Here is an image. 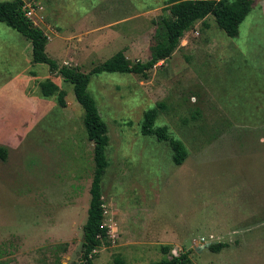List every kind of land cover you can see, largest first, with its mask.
<instances>
[{"label":"rangeland","instance_id":"obj_1","mask_svg":"<svg viewBox=\"0 0 264 264\" xmlns=\"http://www.w3.org/2000/svg\"><path fill=\"white\" fill-rule=\"evenodd\" d=\"M167 1L25 0L24 7L48 38L47 56L88 73L121 50L131 62L147 61ZM252 1L235 38L211 15L148 79L91 77L87 89L109 137L101 183L108 237L93 264L117 257L150 264L164 257L162 247L167 257L189 252L190 264H264V0ZM120 33L128 43L109 37ZM97 34L104 42L91 52ZM48 76L47 65L32 63L30 42L0 23V145L9 150L0 161V264H80L93 146L70 84L53 74L65 108L41 96ZM160 102L156 126L184 145L181 165L167 143L141 134L143 114ZM212 243L226 246L213 253Z\"/></svg>","mask_w":264,"mask_h":264},{"label":"trees","instance_id":"obj_2","mask_svg":"<svg viewBox=\"0 0 264 264\" xmlns=\"http://www.w3.org/2000/svg\"><path fill=\"white\" fill-rule=\"evenodd\" d=\"M25 0H11L0 2V23L5 24L31 44V60L33 64L48 66L49 73L57 74L64 83L72 86L75 100L83 110L82 124L86 137L93 146L92 179L89 189L90 201L87 218L82 227L81 260L80 264H93L94 252L106 243L108 234L103 226L104 203L101 195L102 177L108 167L106 148L109 144L108 127L102 120L96 102L88 92L91 77L100 73L133 74L148 79L155 66L170 59L178 49L184 34L193 28L197 22L205 23L208 16H214L218 28L227 37L235 38L239 34V26L252 9V0H168L166 11L168 16L160 19L155 31V44L150 48L149 59L145 62L136 60L131 62L124 51L115 53L105 62L93 67L88 73L82 72L78 66L62 65L46 54L45 48L48 38L25 13ZM39 91L43 98L56 97L60 108L66 107V92L53 81L46 79L39 83ZM165 108L164 103L143 114L140 130L143 136L155 137L158 141L169 145L174 165H181L187 156L182 142L173 138L166 126H156L158 113ZM197 110L193 118L199 116ZM9 150L0 145V161L5 162ZM226 245L212 243L208 249L213 253L219 252ZM163 258L150 264H190L189 252L178 255L168 254V247H162ZM113 264H125L121 258H115Z\"/></svg>","mask_w":264,"mask_h":264},{"label":"crops","instance_id":"obj_3","mask_svg":"<svg viewBox=\"0 0 264 264\" xmlns=\"http://www.w3.org/2000/svg\"><path fill=\"white\" fill-rule=\"evenodd\" d=\"M91 32H92V31H91ZM95 32L98 33V30L92 32L91 34H94ZM109 37H110V38L115 37V39L118 40V41L125 40V41H127V43H128L129 40H130V37H129V36H126L125 34H122V33H120L119 35L111 34V35H109ZM55 38H58V39H64V38H62L60 35H56ZM93 39H94V40H92V41L87 45V49H90L91 52H94L95 50H97V49L103 44V42H104L103 36L98 35V34H97V36H94ZM64 42H65V41H64ZM124 54H125V56H127V54H126L125 51H124ZM68 64H69V63H64V65H68ZM76 66H78V65H76ZM52 78H53V74L49 73V76H48L47 79L53 81V82L57 85V83H56ZM22 79L24 80V78H22ZM14 85H15V84H14ZM14 85H13V87H14ZM3 86H4V87H5V86L10 87L11 85H10V84H9V85L4 84ZM57 86H58V85H57ZM11 89H13V88H11ZM1 90H2V89H0V91H1ZM21 92H22L23 97H27V98H29V95H26L25 92H24V90L21 91ZM23 101H24V100H23ZM25 101H26V102H27V101L32 102L33 100H31V99H27V100H25ZM25 101H24V102H25ZM26 102H25V103H26ZM36 105H37V103H36ZM34 107H35V106H33L32 109L36 110V113H37V106H36L35 108H34ZM10 110L13 111V109H10ZM30 110H31V109H30ZM30 112H31V111H30Z\"/></svg>","mask_w":264,"mask_h":264},{"label":"built area","instance_id":"obj_4","mask_svg":"<svg viewBox=\"0 0 264 264\" xmlns=\"http://www.w3.org/2000/svg\"><path fill=\"white\" fill-rule=\"evenodd\" d=\"M26 10V8H25ZM33 12H30V11H26L25 15L26 17H28L30 19V16L32 15Z\"/></svg>","mask_w":264,"mask_h":264}]
</instances>
